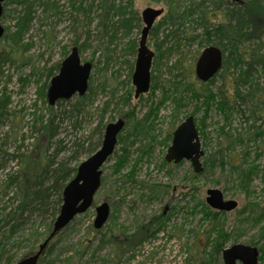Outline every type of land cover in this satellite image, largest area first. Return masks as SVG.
<instances>
[{"label": "rangeland", "instance_id": "1", "mask_svg": "<svg viewBox=\"0 0 264 264\" xmlns=\"http://www.w3.org/2000/svg\"><path fill=\"white\" fill-rule=\"evenodd\" d=\"M19 1L22 0H11L4 10L2 24L9 27L11 33L15 31L16 14L13 11L21 10ZM45 1L50 2L51 8L46 11L44 6L36 8L37 19L24 42L16 46L18 51L13 53L14 61L5 62L1 67L0 102L1 98H6L7 115L0 124V139L6 141L5 135L8 134L9 143L14 148L23 142L25 149L31 148L34 142L31 135H35L33 115H48L43 94L44 91L47 93V86L59 72L55 70L53 75L47 76V69L61 65L70 54L73 42H78L81 47L82 62H91L94 66V81L91 84L94 109L110 102L106 120L113 118L111 122H115L123 118L130 123L145 120L153 126L146 136L130 138L126 152L122 151V145L117 146L102 168L106 184L96 193L93 207L78 216L72 227L58 237L46 260L53 261L52 264H224L223 251L233 245L244 244L257 247L260 250L258 264H264V219L256 221L257 216L252 212L253 203L264 204L263 172L255 175L247 188H243L236 173L238 166L246 169L258 165L262 169L264 142L248 140L251 135L249 127L256 124L264 128V123L257 122L256 117L252 118L246 107L243 108L245 113L235 110L230 114L224 113L218 109L216 97L213 99L215 102L207 105V93L215 95L222 90L225 95H232L233 82L240 69L235 68L232 62L230 69L227 72L222 70V76H218L213 83H203L196 78V62L204 50V45L196 38L202 36L201 30L192 31V26L185 24L183 27L164 24L170 13V2L180 12L189 1L107 0L116 6L132 1L133 9L141 18L148 7L164 11L148 41L155 54L152 74L156 88L151 85L149 92L138 99L135 98L132 75L142 28H133L130 32L121 29L114 44L109 45L116 17L114 11L108 10L104 15L102 0H85V10L80 12L71 7L70 0ZM109 5L107 7L111 8ZM211 19L215 23L220 21V17L214 15ZM168 33L172 34L164 42ZM133 42L137 44L135 50L131 46ZM10 49V41L6 38L0 40V53ZM248 89V86L242 88ZM124 96L127 97L126 102ZM191 115L195 117L204 151L202 164L224 156L225 167L215 161L213 168L196 174L190 161L178 164L166 162L174 131ZM221 128H224L222 135ZM88 129L86 125L79 134L88 133ZM238 134L248 140L230 146L229 141H236ZM65 135L70 140L74 131L69 129ZM123 154L126 155L125 165L116 173L114 166ZM137 161L139 164L132 179L147 187H141L128 178ZM16 164L10 163V168L14 169ZM116 180L121 181L112 193L110 187ZM150 186L158 187V198L148 200ZM213 189L220 190L225 200L237 201L238 208L227 213L209 208L207 191ZM103 202L111 205V214L115 218L110 215L106 225L97 231L93 226L95 208ZM162 214L165 219L161 220L156 238H150L136 249L127 251L128 242L124 241L137 231V220L147 224ZM47 221L34 218L24 233L7 244L0 264H7L12 254L11 264H16L30 255L31 249L36 250L44 239L36 241L30 239V235L33 231L45 234ZM222 230L228 233V237L223 239L222 249L216 250ZM112 237L118 239L116 243L99 247L102 238ZM79 249L80 254L76 253ZM170 258H173L171 262Z\"/></svg>", "mask_w": 264, "mask_h": 264}, {"label": "trees", "instance_id": "2", "mask_svg": "<svg viewBox=\"0 0 264 264\" xmlns=\"http://www.w3.org/2000/svg\"><path fill=\"white\" fill-rule=\"evenodd\" d=\"M188 1V5L180 12L175 10L170 2V13L167 15L166 20L175 24L177 22L176 19L200 12L202 14L203 35L205 33V36L202 37L207 38L205 47L213 45L222 49V70L227 72L232 62L236 66L245 67L233 82L232 95H225L224 91L222 95L207 93V105L215 102L213 99L216 97L218 99V109L224 113L230 114L234 110L235 112L245 113L243 108L246 107V109H250L252 118H260L264 121V0H239L237 2L234 0ZM31 2L27 3L25 0L17 2L20 6L24 4L26 8L21 7V10L18 8L15 11L17 23L14 33L12 32L11 34L10 28L6 27L4 37L10 41L11 49L10 51L3 50L0 53V74H2V63L14 61L13 53L16 52L15 47L20 45L18 41H20V36L24 35L22 32H25L28 26L31 25L36 8L41 6H44L45 10L51 8L50 5L46 4L48 1L43 4L32 0ZM131 4L132 1L127 3L128 6H131ZM103 6L105 9L104 15H106L107 10L110 12L114 11L115 15L118 14L120 19L117 25L128 27L133 22V16H128L130 14L127 13L126 8L116 10L113 6L108 8L105 3H103ZM213 11L220 13V16L212 14ZM136 15L138 21L141 22L139 15L137 13ZM212 15L220 17V21L215 23L211 19ZM208 27H212L214 30H210ZM217 30L218 33L216 32ZM212 37L215 38L212 39ZM15 38H17V41L14 40ZM255 43L258 44L254 45ZM59 67L60 65L58 64L47 69V76L53 75L54 71L58 70ZM218 76H222L221 72L210 82L213 83ZM91 84L92 82H90L88 94L84 97H78L74 101H58L55 107L49 106L47 108V116L40 114V116L36 117L33 127L35 136L31 135L34 138V142H32L30 149H25L23 142V144L13 147V153H9L6 148V142H0V260L6 253L7 244L24 233V229L34 218L48 219L47 228L43 235L33 231L30 239L39 241L43 238L44 242L49 237L53 230V223L59 215L63 204V192L68 183L75 177L77 168L82 163V158H88L100 149L106 126L113 121V118L106 120L110 102L103 104L95 113H91L90 109L94 103V91ZM155 84V79H153V88H156ZM246 86L249 89L242 90ZM45 93L44 91V95ZM123 100L126 102L127 97L124 96ZM3 103L4 98H1L0 124L7 114ZM38 118H40L39 121H37ZM143 121L137 122L134 128L132 123L126 122L125 134L121 133L118 137V145H122L121 149L123 152H126L130 138L147 135V132L146 134H141L140 132L139 126ZM86 125L89 126L88 133L79 134L81 130H85ZM69 129L74 131V136L70 140L65 135V131ZM252 129L253 134L251 133ZM220 131V135H222L224 128H221ZM249 133H251L249 140L247 138L243 139L242 134H238L236 141L230 140L229 145L242 144L245 140L255 143L257 141L264 142V130L262 128L251 125ZM257 157L259 158L260 156L257 155ZM224 159L223 156L214 160H207V163H204L206 165L204 169L213 168L215 161L216 164L218 163V165L221 164L222 167H225ZM9 162H17V169L4 173L5 171L2 168ZM125 162L126 155L123 154L114 166V172L119 173L120 169H123ZM232 168L235 169L236 166ZM134 170L135 167L133 166L132 171L128 175L129 180L139 184L141 187H147L143 183L132 179ZM260 172H263L264 177V165L262 169L258 165L250 166L246 169L244 166L236 168V173L240 182H242L243 188H247L252 178ZM119 181L121 180H116L111 184L112 193L118 189ZM105 184L106 179L102 176L100 188H104ZM11 194L13 195L11 196ZM158 195V187L150 186L147 194L148 200L158 198ZM5 199L7 201L4 203ZM252 212L257 216L256 221L264 219V204L253 203ZM111 218H115V216L111 214ZM161 220H163L162 215L153 218L147 224L138 219L137 231L127 236L124 241V243L128 242L126 250L136 249L138 245H142L150 236L155 238L156 232L161 227ZM73 223L74 221L50 243L45 255L38 264L53 263V261L48 262L46 259L51 254L55 241L64 231L70 229ZM227 237L228 233L225 230L219 232L216 250L222 249V241ZM115 240L118 239L116 237L102 238L99 247L116 243ZM120 247L121 245H119ZM36 250L35 248L31 249L30 254ZM8 252L12 253L11 250H8ZM76 253L80 254L81 249ZM12 255L8 257L7 264L12 263Z\"/></svg>", "mask_w": 264, "mask_h": 264}, {"label": "water", "instance_id": "3", "mask_svg": "<svg viewBox=\"0 0 264 264\" xmlns=\"http://www.w3.org/2000/svg\"><path fill=\"white\" fill-rule=\"evenodd\" d=\"M7 0H0V38L5 29L1 25L3 4ZM239 1V0H237ZM162 9L146 8L142 12L145 24L139 42L138 56L133 74L135 98L148 93L151 84V66L154 53L148 47V36L156 20L162 16ZM223 66V53L217 47H208L200 55L196 63V77L203 83L209 82ZM92 64H82L80 52L74 47L69 56L63 61L60 72L56 75L48 89L50 105H55L60 100H70L76 94L84 96L89 88V79ZM125 127V121L119 119L106 126L104 139L100 149L83 161L78 167L76 176L66 186L63 192V204L58 218L53 224V230L43 242L37 252L21 259L17 264H38L45 254L49 244L79 215L86 213L94 203V197L101 186L102 168L115 153L118 145V136ZM204 156L200 141L199 131L195 124V117L189 116L180 124L173 133L171 146L166 154L168 163L178 164L184 160L192 163L196 174L204 170L201 158ZM207 205L218 212H232L238 208L237 201L225 200L220 190L207 191ZM111 206L103 202L96 207L94 228L101 230L109 220ZM260 252L255 246L236 244L223 251L224 264H258Z\"/></svg>", "mask_w": 264, "mask_h": 264}, {"label": "bare ground", "instance_id": "4", "mask_svg": "<svg viewBox=\"0 0 264 264\" xmlns=\"http://www.w3.org/2000/svg\"><path fill=\"white\" fill-rule=\"evenodd\" d=\"M11 0H7L4 4H3V8H4V10L6 9V7L9 5V2H10ZM32 1H34V2H41L42 4L44 3V2H46L45 0H32ZM25 2H27V3H32L31 2V0H25ZM70 3H71V7L73 8V9H75V11L76 12H80V11H84L85 9H84V7H83V3H85V0H79V1H77L76 0V2H74V0H70ZM103 3H105V4H107V5H109V3L110 2H108L107 0H102V4ZM46 4H48V6L50 5V2L48 1ZM22 6L21 7H24V8H26V6L24 5V4H21ZM51 6V5H50ZM109 6H113V8H115L116 10H118V9H125L126 8V10H127V13H129L130 15H128L129 17L131 16H133L132 17V20H133V22L131 23V24H129V26L128 27H123V26H119V25H117V23H118V20L120 19V17L118 16V14H116L115 15V17H116V21L115 22H113L112 23V31H111V35H110V40H109V45H113L114 44V42L116 41V34H118V32L121 30V29H123V30H125L126 32H130L133 28H135V29H140V28H144V26H145V24H144V22H143V20H142V18H141V22H139L138 21V17H137V15H136V11L133 9V7H132V4H131V6H128V5H119V6H116L115 4H111L110 3V5ZM4 10H3V14H2V18H3V16H4ZM44 10H45V8H44ZM47 10H49V9H47ZM79 10V11H78ZM46 11V10H45ZM14 13H15V11H13ZM16 14V13H15ZM212 14H216V15H219V13H217L216 11H213L212 12ZM15 17H16V15H15ZM2 18H1V25L4 27V29H5V33H4V35L0 38V40H3L5 37V34H6V26H4L3 24H2ZM201 18H202V14L200 13V12H195L194 14H188V16H185V17H182V18H179V19H176L177 20V22L175 23V24H172L171 23V21H166V23H164L166 26H175V25H177L178 27H183V24H185V26L186 25H188V26H192L191 28H192V31H195L196 29L197 30H201V32H202V36H205V33H204V35H203V24H202V21H201ZM37 19V17H36V11L34 12V15H33V19H32V22H31V25H29L28 26V28H27V30L24 32H22V34H24L23 36H20V41H18V44H22V42H24V40H25V38H26V36L30 33V30L32 29V26H33V22L35 21ZM14 20H15V24H14V27H15V25H16V23H17V20H16V18H14ZM158 20V19H157ZM156 20V21H157ZM182 21V22H181ZM156 23V22H155ZM9 28V27H8ZM210 30H214V28H212V27H208ZM141 31H142V29H141ZM217 33H218V30L216 31ZM14 33V32H13ZM12 34V33H11ZM172 34V33H171ZM171 34L170 33H168L167 35H166V37H164V42H167L168 41V37H170L171 36ZM202 36H197L196 38H198V39H200V43L201 44H203L204 45V50L208 47H205V42L207 43V38H204V37H202ZM215 37H212V39H214ZM14 40H16L17 41V38H15ZM149 41V40H148ZM148 41H147V44H148ZM78 44V45H77ZM75 45V46H74ZM132 48H133V50H135L136 49V43L135 42H133L132 43ZM74 47H77L78 49H79V43L78 42H75V44H74V42H73V47L71 48V50H70V53H71V51L73 50V48ZM80 49H81V47H80ZM80 49H79V52H80ZM203 50V51H204ZM221 51H222V49H220ZM15 51H18V48H16L15 47ZM69 56V55H68ZM163 56H164V53H163ZM80 58H81V56H80ZM82 61V60H81ZM63 63V62H62ZM62 63H61V65H62ZM85 63H90V64H92V71H91V75H90V79H89V87H90V82H92L93 83V81H94V76H92V74H93V72H94V66H93V63H91V62H85ZM84 62H82V64H85ZM2 64H4V63H2ZM58 65V64H57ZM57 65H55V66H57ZM60 65V64H59ZM61 65H60V67H59V69H58V71L60 72V68H61ZM135 66H136V63H135ZM235 68H239L240 69V72H239V74H241V72L243 71V67H241V65H238V66H236L235 65ZM50 69V68H49ZM222 69H223V66H222ZM58 72V73H59ZM134 72H135V67H134ZM134 72H133V74H134ZM58 73L56 74V75H58ZM1 75L2 74H0V77H1ZM55 75V76H56ZM54 76V77H55ZM53 77V78H54ZM52 78V79H53ZM92 78V79H91ZM52 79H51V81H52ZM153 75L151 74V84H150V88H151V85L153 86ZM51 81H50V84H51ZM50 84H49V86H47V93H48V89H49V87H50ZM132 84H133V75H132ZM134 86V85H133ZM135 87V86H134ZM88 91H89V88H88ZM88 91H87V93L86 94H88ZM149 92V91H148ZM47 93H45V95L43 94V104L45 105V107L47 108V107H55L56 105H57V103L55 104V105H50L49 104V99H48V96H47ZM217 94H219V95H222V93H223V91L222 90H220L219 92H216ZM85 94V95H86ZM147 94V93H146ZM84 95V96H85ZM143 95H145V94H143ZM84 96H80L79 94H76L75 96H73L70 100H65V101H74L75 99H77L78 97H84ZM142 96V95H141ZM6 99V98H5ZM5 99H4V103H3V105L5 106V110H6V105H5V103H6V101H5ZM136 99H138V98H136ZM60 101H62V100H60ZM220 101V100H219ZM94 102V101H93ZM36 108H37V106H36ZM98 109V108H97ZM96 109V110H97ZM91 113H95L96 112V110L94 109V103H93V105H92V107H91ZM247 112L249 113L250 112V109H247ZM6 113H7V110H6ZM7 115V114H6ZM35 118L33 119L34 121H35V119H36V114H34L33 115ZM188 118V117H187ZM257 120V122L258 121H262L263 123H264V121H263V119H260V118H256ZM186 120V119H185ZM184 120V121H185ZM183 121V122H184ZM137 122H141V121H137ZM137 122H133L132 123V127L134 128V126H136L137 125ZM182 122V123H183ZM151 123V122H150ZM181 123V124H182ZM195 124H196V121H195ZM256 127H258V128H262L263 130H264V128L261 126V125H256V124H254ZM197 126V125H196ZM253 126V125H252ZM140 132H141V134H146V132H148L150 129H151V127H153L152 126V124H147V121H143L141 124H140ZM253 132V129H252V131H251V133ZM253 134V133H252ZM35 136V135H34ZM3 137H4V135H3ZM4 139V138H3ZM3 139H0V142H1V140L3 141V142H6L5 144L7 145L6 146V148L9 150V153H13V146L12 145H10V143H9V141H10V137L8 136V134L7 135H5V139H6V141L5 140H3ZM138 139V138H137ZM33 141H34V138H33ZM2 143V142H1ZM140 161V160H139ZM139 161H137L136 163H135V165H134V167L135 168H137L138 167V164H139ZM10 163H14V162H9L7 165L5 164V167L4 168H2L3 169V171H5L4 173H6V172H11V171H14V170H16L17 169V165L18 164H16V167L14 168V169H11L10 168ZM80 166V165H79ZM78 166V167H79ZM203 168H204V165H203ZM77 170H78V168H77ZM204 171V170H203ZM195 172V171H194ZM234 201V200H233ZM59 216V215H58ZM58 216H57V218H58ZM56 218V219H57ZM56 221V220H55ZM54 221V222H55ZM48 222V221H47ZM54 224V223H53ZM27 228V227H26ZM26 228L24 229V231H26ZM46 228H47V226H46ZM150 238H152L151 236L150 237H148V239H150ZM156 238V237H155ZM154 238V239H155ZM147 239V240H148ZM147 240H145V241H147ZM174 258V257H173ZM173 258H170L169 259V261L171 260H173ZM170 261V262H171ZM17 264V263H16Z\"/></svg>", "mask_w": 264, "mask_h": 264}, {"label": "flooded vegetation", "instance_id": "5", "mask_svg": "<svg viewBox=\"0 0 264 264\" xmlns=\"http://www.w3.org/2000/svg\"><path fill=\"white\" fill-rule=\"evenodd\" d=\"M235 2H237V0H234ZM159 19V18H158ZM155 25V24H154ZM142 29H143V27H142ZM153 29H154V26H153V28L151 29V31H150V33H149V36H150V34L152 33V31H153ZM141 33H142V31H141ZM149 36H148V40H149ZM140 39H141V35H140ZM139 42H140V40H139ZM139 42H138V47H137V56H138V49H139ZM136 46H137V44H136ZM211 46H213V45H210V46H208V47H211ZM148 47H149V45H148ZM207 47V48H208ZM213 47H217V46H213ZM218 48V47H217ZM220 49V48H219ZM151 50V49H150ZM152 51V50H151ZM153 52V51H152ZM154 53V52H153ZM154 56H155V54H154ZM153 60H154V57H153ZM153 60H152V65H153ZM198 60V59H197ZM136 61H137V59H136ZM197 63V62H196ZM151 74H152V66H151ZM195 74H196V66H195ZM153 75V74H152ZM216 77V76H215ZM214 77V78H215ZM197 78V77H196ZM212 80V79H211ZM210 80V81H211ZM209 81V82H210ZM208 83V82H207ZM120 119H123V118H120ZM124 120V119H123ZM125 121V120H124ZM125 127H126V121H125ZM124 127V128H125ZM198 131H199V129H198ZM172 139H173V135H172ZM162 217H163V214H162ZM163 219H165L164 217H163ZM163 227V226H162ZM161 228V227H160ZM259 252H260V250H259ZM44 256V255H43ZM42 256V257H43ZM41 257V258H42ZM259 260H260V257H259Z\"/></svg>", "mask_w": 264, "mask_h": 264}]
</instances>
